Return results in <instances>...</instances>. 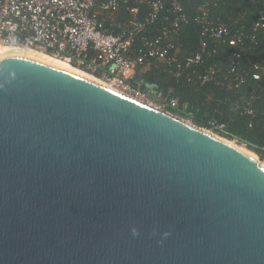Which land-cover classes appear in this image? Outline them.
Listing matches in <instances>:
<instances>
[{
	"label": "water",
	"instance_id": "water-1",
	"mask_svg": "<svg viewBox=\"0 0 264 264\" xmlns=\"http://www.w3.org/2000/svg\"><path fill=\"white\" fill-rule=\"evenodd\" d=\"M0 264H264V166L166 109L4 56Z\"/></svg>",
	"mask_w": 264,
	"mask_h": 264
},
{
	"label": "trees",
	"instance_id": "trees-1",
	"mask_svg": "<svg viewBox=\"0 0 264 264\" xmlns=\"http://www.w3.org/2000/svg\"><path fill=\"white\" fill-rule=\"evenodd\" d=\"M187 22H181L168 38L176 41V47L169 51L176 61L170 64L153 57L143 56L136 67L132 79L134 84L154 89L160 98L174 97L177 105L172 107L158 103L162 107L193 124L207 127L209 122L217 120L223 123L216 130L224 137L236 139L253 149L262 157L264 151V30L254 29V23L260 10H264V0H178ZM167 11L147 27L132 42V57L145 52L142 37L156 36L163 27H169L173 19L168 0ZM205 6L208 21L224 24L228 33L216 38L205 35L206 44L201 46L202 25L194 17ZM142 19L146 13L140 5ZM170 10V11H169ZM167 16V18H165ZM130 14L123 8L117 11L115 21L128 23ZM241 35L237 45H229L232 37ZM140 52V53H139ZM200 52L197 63L185 66L187 57ZM239 53L236 58L235 53ZM182 69L176 75V63ZM184 64V65H183ZM231 66L234 71L231 72ZM257 66V68H255ZM259 73V79L252 77ZM204 76L207 78L203 80ZM242 76L244 81L235 86V77ZM250 110V111H248Z\"/></svg>",
	"mask_w": 264,
	"mask_h": 264
},
{
	"label": "built area",
	"instance_id": "built-area-1",
	"mask_svg": "<svg viewBox=\"0 0 264 264\" xmlns=\"http://www.w3.org/2000/svg\"><path fill=\"white\" fill-rule=\"evenodd\" d=\"M168 2L174 16L170 26L163 27L154 37L143 36L145 52L142 55L139 52L136 57L131 56L133 40L167 11L165 0H0V45H18L47 52L138 100L163 108L159 99L175 107L176 98H160L154 89H145L132 82L143 56L168 64L176 61L169 55L176 47V41L168 36L181 22H187L188 16L178 0ZM140 5L146 9L142 19L139 17ZM121 8L131 16L127 24L115 21ZM194 20L202 25V47L206 44V34L219 38L228 33L224 24L208 21L205 6L199 9ZM254 29L264 30V10L259 11ZM240 38L241 35L230 38L229 45H237ZM234 56L238 58L239 53ZM200 59V52H196L187 57L185 66ZM175 67L178 75L182 64L177 62ZM230 71L233 72L234 67L231 66ZM252 77L259 79V73H253ZM206 78L204 76L203 80ZM243 81L242 76H236L234 84L238 86ZM223 127L224 124L217 120L210 121L207 126L210 131ZM261 150L264 151V146Z\"/></svg>",
	"mask_w": 264,
	"mask_h": 264
},
{
	"label": "bare ground",
	"instance_id": "bare-ground-1",
	"mask_svg": "<svg viewBox=\"0 0 264 264\" xmlns=\"http://www.w3.org/2000/svg\"><path fill=\"white\" fill-rule=\"evenodd\" d=\"M10 55H17V56H22V57H28V58H32L38 61H42L44 63L53 65L55 67L67 70L69 72L75 73L77 75H80L84 78H87L89 80H92L94 82H97L99 84H102L104 86L110 87L112 89H114L110 84L102 81L101 79L95 77L94 75L79 69L67 62H65L64 60L55 57L47 52L35 49V48H30V47H24V46H18V45H5V44H1L0 45V58L4 57V56H10ZM115 90L121 92L120 90L116 89ZM123 93V92H121ZM125 94V93H123ZM148 105L154 106L152 103L147 102ZM208 132L212 133L210 130H207ZM215 135V134H214ZM217 137H219L218 135H216ZM221 138V137H219ZM223 141L229 143L230 145H232L233 147L237 148L238 150L252 156L253 158H255L260 164H262L264 166V162L259 160V156L254 152V155L251 154L249 151L244 150L238 146H236L234 144V142L228 141L224 138H221Z\"/></svg>",
	"mask_w": 264,
	"mask_h": 264
},
{
	"label": "rangeland",
	"instance_id": "rangeland-1",
	"mask_svg": "<svg viewBox=\"0 0 264 264\" xmlns=\"http://www.w3.org/2000/svg\"><path fill=\"white\" fill-rule=\"evenodd\" d=\"M153 104V103H152ZM154 105V104H153ZM155 106V105H154ZM162 109H164L165 110V108H162ZM174 115H176V114H174ZM177 116V115H176ZM184 120L185 121H190L189 119H185L184 118ZM191 122V121H190ZM204 129H206V130H208V128L207 127H205ZM211 132L213 133V134H215V135H218L219 137H221V138H224V139H226V140H228V141H231V142H234V144L236 145V146H238V147H240V148H242V149H244V150H247V151H249L251 154H253L254 155V150L253 149H251V148H249L248 146H246L245 144H243V143H241V142H239L238 140H236V139H229V138H227V137H224V136H222L221 134H219V132H216V131H214V130H211ZM256 153V152H255ZM257 154V153H256ZM259 160H261V161H263L264 162V158H259Z\"/></svg>",
	"mask_w": 264,
	"mask_h": 264
}]
</instances>
